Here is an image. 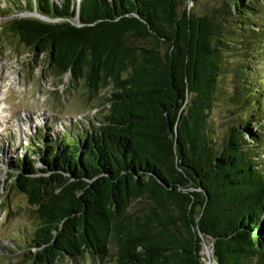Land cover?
<instances>
[{
	"label": "trees",
	"instance_id": "16d2710c",
	"mask_svg": "<svg viewBox=\"0 0 264 264\" xmlns=\"http://www.w3.org/2000/svg\"><path fill=\"white\" fill-rule=\"evenodd\" d=\"M261 1L197 14L188 0H26L35 16L0 26L102 107L85 130L15 158L9 180L35 220L23 261L101 262L113 245V264H204L200 233L217 264H264L263 81L224 56L264 35ZM228 71L233 105L254 109L218 145L209 117Z\"/></svg>",
	"mask_w": 264,
	"mask_h": 264
},
{
	"label": "rangeland",
	"instance_id": "374dc122",
	"mask_svg": "<svg viewBox=\"0 0 264 264\" xmlns=\"http://www.w3.org/2000/svg\"><path fill=\"white\" fill-rule=\"evenodd\" d=\"M25 1L0 0V26L8 18L35 16L27 6H23ZM11 3L12 6L7 7ZM217 4L218 0H188L187 7L201 14ZM253 23L264 27V1L257 5ZM8 37V33L0 34V264H28L27 260L23 261L20 244L29 240L35 220L26 198L14 190L9 180L15 158L20 159L24 153H29L55 135L85 130L87 122H94L100 117L102 107L98 106V99L86 98L81 82L72 88L69 74L55 78L45 58L30 56L22 46L16 44V40L8 43ZM224 56L228 69L247 62L248 74L257 81L262 80L264 89V35L247 50L234 44L224 52ZM255 87L251 92L252 98L255 95L252 93L262 90H254ZM105 93L103 90L99 98ZM232 94L233 73L228 71L218 83L209 117L212 137L218 145L229 128L254 109L249 107L242 111L235 107L231 102ZM261 105L264 115V91ZM255 132L259 130L252 126L251 133ZM261 133L264 139V128ZM34 136L39 140L30 143ZM261 150L264 163V146ZM35 167L41 168L43 165L35 161ZM205 244L208 247L211 245L206 241ZM114 255L115 247L111 245L104 261L97 262L86 254L78 262L61 260L58 264H113ZM202 255L205 257L204 264H207L204 247Z\"/></svg>",
	"mask_w": 264,
	"mask_h": 264
},
{
	"label": "water",
	"instance_id": "95a60500",
	"mask_svg": "<svg viewBox=\"0 0 264 264\" xmlns=\"http://www.w3.org/2000/svg\"><path fill=\"white\" fill-rule=\"evenodd\" d=\"M200 237H201V240L203 242V247L205 249V252H206V256H207V264H217L213 258V246L210 245V247H208L206 244H205V240L204 238L202 237V235L199 233Z\"/></svg>",
	"mask_w": 264,
	"mask_h": 264
}]
</instances>
